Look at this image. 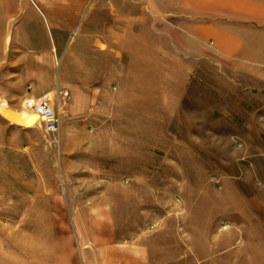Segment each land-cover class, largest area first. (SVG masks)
<instances>
[{"label":"rangeland","instance_id":"obj_1","mask_svg":"<svg viewBox=\"0 0 264 264\" xmlns=\"http://www.w3.org/2000/svg\"><path fill=\"white\" fill-rule=\"evenodd\" d=\"M83 33L82 21L73 43H54L69 73L43 97L56 135L0 114V248L35 231L46 244L55 228L72 238L70 216L109 213L152 264H264V65Z\"/></svg>","mask_w":264,"mask_h":264},{"label":"crops","instance_id":"obj_2","mask_svg":"<svg viewBox=\"0 0 264 264\" xmlns=\"http://www.w3.org/2000/svg\"><path fill=\"white\" fill-rule=\"evenodd\" d=\"M82 21V43H192L200 58L264 65V0H0V93L9 112L68 89L54 43H73ZM107 215L70 216L75 235L59 239L55 228L46 244L36 231L21 234L0 248V264H152L146 244L119 240Z\"/></svg>","mask_w":264,"mask_h":264},{"label":"bare ground","instance_id":"obj_3","mask_svg":"<svg viewBox=\"0 0 264 264\" xmlns=\"http://www.w3.org/2000/svg\"><path fill=\"white\" fill-rule=\"evenodd\" d=\"M44 106L50 108V110H53L55 107L49 101L43 100L35 104H32L30 106V109L32 111L31 114L27 112H23L20 115H14L11 112H9L4 105H0V114L8 122H11L17 126H21L23 128L34 127L40 121L46 130V124L43 122L44 120H42L43 118L39 115V112L37 110L38 108H42ZM56 134L57 133H54V135Z\"/></svg>","mask_w":264,"mask_h":264},{"label":"built area","instance_id":"obj_4","mask_svg":"<svg viewBox=\"0 0 264 264\" xmlns=\"http://www.w3.org/2000/svg\"><path fill=\"white\" fill-rule=\"evenodd\" d=\"M44 98L40 99L43 100ZM39 115L43 118V122L46 124V131L54 134L59 132L60 118L56 109L50 110L48 107H42L37 109Z\"/></svg>","mask_w":264,"mask_h":264},{"label":"water","instance_id":"obj_5","mask_svg":"<svg viewBox=\"0 0 264 264\" xmlns=\"http://www.w3.org/2000/svg\"><path fill=\"white\" fill-rule=\"evenodd\" d=\"M43 120V119H42ZM21 127V126H20Z\"/></svg>","mask_w":264,"mask_h":264}]
</instances>
